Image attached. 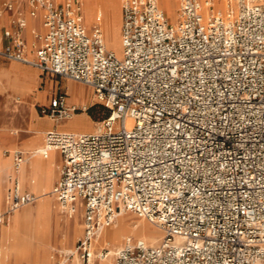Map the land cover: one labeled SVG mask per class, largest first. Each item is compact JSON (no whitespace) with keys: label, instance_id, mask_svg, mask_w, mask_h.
I'll return each mask as SVG.
<instances>
[{"label":"built area","instance_id":"1","mask_svg":"<svg viewBox=\"0 0 264 264\" xmlns=\"http://www.w3.org/2000/svg\"><path fill=\"white\" fill-rule=\"evenodd\" d=\"M121 1L118 58L99 24L87 28L81 0H0L9 19L0 57L81 84L109 110L98 131L52 130L43 151L61 155L51 194L82 235L66 261L95 264L103 229L132 213L163 233L158 245L126 237L113 264H264V0ZM27 17L34 58L27 57ZM81 109L56 91L43 114ZM131 124L127 125L126 121ZM27 155L13 153L1 228L36 197L20 189ZM1 256V247H0Z\"/></svg>","mask_w":264,"mask_h":264},{"label":"crops","instance_id":"2","mask_svg":"<svg viewBox=\"0 0 264 264\" xmlns=\"http://www.w3.org/2000/svg\"><path fill=\"white\" fill-rule=\"evenodd\" d=\"M62 1L63 0H56V2ZM81 1L83 5L84 18L92 19V25L95 23L100 25L103 32L105 45V39L111 29L112 23H115L117 21L121 23V1L112 0L111 3L109 2V0ZM90 8H92V10ZM92 25H90L89 27H91ZM8 27V17L6 15H0V45L2 43V32ZM40 28V19L27 17V24L23 31V35L27 41L26 53L28 59L34 58V52L31 48V43L33 41L31 32L34 29L40 30ZM32 68L34 67L19 62L6 61L0 57V213L4 209L6 190L9 186L6 180V176L11 172L13 153L15 151H21L22 153L27 155V158L19 175L20 189L22 192L33 194L37 198L35 204L39 199L44 197L41 205H43L46 218L44 231L47 240V238L51 234L53 219V204L51 201V198L53 196L51 194V191L54 184L59 178L62 160L61 155L58 151H51L50 154H47V157H43L39 152L44 146V143H41L40 141L42 139L44 141L45 133L52 130H58L55 127V122L47 116L35 118L34 112L32 110L27 111L25 107H20V104H22V102H20V95L24 97H30L29 92H31L37 86L36 72ZM13 99H16V101ZM74 99L73 101L79 100L76 97ZM80 117L82 116L74 114L68 120H73ZM86 122H88L87 119ZM94 129L95 128L91 125L89 127H85L83 125L79 126L75 124L72 125L70 129L58 131L91 133L96 131ZM31 132H33L34 135L24 138L20 144V134H28ZM58 160L60 161V163L58 162ZM57 176L58 178H56ZM47 184H51L48 189L47 187H44ZM29 206L32 205H28L27 207ZM37 206L39 207V205ZM35 207L36 206H34V208ZM25 208H23L22 210H24ZM22 210H18L13 213L1 228L0 264H35V260L31 255L20 257V211ZM77 217L80 219L79 216ZM117 220L118 218L114 221L113 224L106 227L104 230L113 227L117 223ZM58 227L59 223L56 222V228ZM80 227L82 228L81 225H79V229ZM77 232L78 227L75 226L74 233L76 234ZM35 247L44 249L48 248L49 245L36 246L35 244L33 245V243L30 242L28 243V245L23 246V248L28 249V251H33ZM117 247L118 246H116L115 249ZM38 264H50V260L47 257L38 261ZM60 264L68 263L66 260H63ZM70 264H76L74 259L72 260V262H70ZM95 264H113V257L112 255H110L104 260L96 261Z\"/></svg>","mask_w":264,"mask_h":264},{"label":"rangeland","instance_id":"3","mask_svg":"<svg viewBox=\"0 0 264 264\" xmlns=\"http://www.w3.org/2000/svg\"><path fill=\"white\" fill-rule=\"evenodd\" d=\"M199 1L201 2L204 0H199ZM109 2L111 3L112 0H109ZM166 3H167L166 0H160L161 7H163V5H166ZM176 10L171 8L169 10V15L168 13H166L168 15L169 21L172 23H174L177 18ZM84 23L87 28L90 25H92V21L90 18L89 19L84 18ZM120 26H121V23H118V21L115 23L113 22L111 29L105 39L106 49L114 52L118 58H121L123 54V48L121 44V35H120ZM32 69L36 72L37 86L31 92H29L30 97H24L20 95V102H22V104H20V107H25L27 111L32 110L34 112L35 118L46 116L45 114H43L42 109L48 106L50 96H52L56 91L66 92L70 102L81 109V111L76 113V115L82 116L80 118H75L73 120L67 119L63 121H56L55 127L58 130L70 129L72 127L71 125L73 124L75 125V123L77 125L82 124L85 127H89L91 125L92 127L97 129L101 126V122L103 121V119H105L109 115V110L105 108V106L102 105L98 101V99L96 98L95 94L93 93L91 89L81 84L74 83V82L68 81L63 78L52 77L44 73L42 74L37 69H34V68ZM75 97L78 98L79 100L73 101ZM13 100L16 101V99H13ZM0 109H1V99H0ZM85 118L90 124L86 122ZM63 127H68V128H63ZM33 135H34L33 132L28 133V134H20V144L24 138L28 136H33ZM41 142L43 143V139L41 140ZM58 162L60 163L59 160ZM56 178H58V176ZM50 186L51 184H47L44 187H47L48 189ZM51 201L53 204V212H52L53 219H52V226H51L50 244L48 248H44V249L38 248V252L40 254V259H45L48 257L50 260V264H60L64 259H67L69 255V254H66L64 250H70V251L73 250L76 241L82 235V228L80 227L79 229V225H81V221L78 217H74L73 219H68L63 214L60 213L57 203L53 197L51 198ZM38 203H39V200L37 201L36 204L38 205ZM34 204H32V206H29V207L27 206L22 207V208H25V207L26 208L20 211V215H23L25 211L29 209L34 211L36 208V207L34 208V206H37L36 204L35 205ZM120 218L126 224L130 223L132 225V226L131 225L128 226L127 231L124 232L123 235L127 234L131 238H141L150 245H158L160 243L163 234L160 233L159 230L155 229L154 224L152 225L149 221L142 219V218H138L129 212L122 214ZM56 222L59 223L58 228H56ZM116 224H118V222ZM75 226L78 227V232L76 234L74 233ZM142 227H144V232H145L144 235L138 232V230ZM20 233H22L21 227H20ZM120 245H118V247H120ZM102 247H107V246H105L103 243H100L98 241L97 248L100 249ZM116 249L115 247H112L113 252ZM72 260L73 259L70 258L67 261V263L70 264Z\"/></svg>","mask_w":264,"mask_h":264},{"label":"bare ground","instance_id":"4","mask_svg":"<svg viewBox=\"0 0 264 264\" xmlns=\"http://www.w3.org/2000/svg\"><path fill=\"white\" fill-rule=\"evenodd\" d=\"M208 1V0H204V1H201L202 5H203V13L204 15L206 16L207 15V8L206 6L204 5L205 2ZM212 1V4L214 5V9L217 10V11H220V10H224L225 9V3L223 0H210ZM166 5H163V7H161L160 5V1L158 0V5L159 7L163 10V12L165 13L166 17H168L169 15V10L172 8L174 10H176V5H175V2L174 0H166ZM95 8V7H94ZM92 10V8H90ZM86 10V9H85ZM94 12V11H93ZM174 12V11H173ZM168 13V15L166 14ZM92 15V13H91ZM92 18V17H91ZM97 18V17H96ZM120 18V17H119ZM92 20V19H91ZM93 23V22H92ZM119 23V22H118ZM118 35V34H117ZM118 38V37H117ZM105 46V45H104ZM106 48V47H105ZM114 49V48H113ZM114 51V50H113ZM81 121V120H80ZM88 123V122H87ZM127 125H130L131 122L130 120H127L126 121ZM76 124V123H75ZM81 124V123H80ZM36 125V124H35ZM67 125V124H66ZM74 125V124H73ZM82 125V124H81ZM72 126V125H71ZM80 126V125H79ZM35 128V127H34ZM100 128V127H99ZM99 128H95L94 130L98 131ZM29 130V129H28ZM37 130V129H36ZM94 131V132H96ZM74 133V132H73ZM42 137V136H41ZM38 138V137H37ZM36 138V139H37ZM35 139V138H34ZM40 139V138H39ZM41 140V139H40ZM35 141V140H34ZM41 142V141H40ZM42 143V142H41ZM43 151V148L39 151L40 153ZM51 151H55V150H51ZM50 151V152H51ZM50 152H48L50 154ZM47 153V154H48ZM54 155V154H53ZM36 157V156H35ZM50 164V163H49ZM50 166V165H49ZM23 167V166H22ZM21 167V169H22ZM51 169V168H50ZM45 178V176H44ZM45 183V181H44ZM2 187V186H1ZM3 194V193H2ZM44 197L39 199V207L36 206L35 210L32 211V210H27L25 211V213L23 215H20V227L22 229V233H20V257H24L26 255H31L33 256L34 258V262L36 264H38V261H40V254L38 252V248L35 247L34 250L32 251H28V249H25L23 248L24 245H28V243H33V245L35 244L36 246L37 245H49L50 244V237H51V234L50 236L47 238L46 240V235H45V231H44V224H45V214H44V209H43V205H41L42 201H43ZM2 203V202H1ZM28 206V205H27ZM23 209V208H22ZM20 209V210H22ZM124 214V213H121L117 216L118 220V224H115L114 227H111L109 229H106L102 231V233L100 234V237H99V242L100 243H103L105 246H107L110 250L108 256L112 255L113 254V251H112V247H116L120 244H122V240L126 237H128L129 235L125 234L123 235L124 232L127 231L128 229V226H130L131 224H126L120 217L121 215ZM116 218V219H117ZM144 219V218H142ZM146 220V219H145ZM148 221V220H147ZM139 222V221H138ZM114 223V222H113ZM112 223V224H113ZM134 223V222H133ZM137 223V222H136ZM151 223V222H150ZM152 224V223H151ZM111 225V224H110ZM108 225V226H110ZM134 225V224H133ZM153 225V224H152ZM107 226V227H108ZM132 226V225H131ZM138 228V227H137ZM154 229V228H153ZM155 229L159 230L157 226H155ZM134 230V228H133ZM138 230V229H137ZM160 233L161 230H159ZM138 232L142 235H144V227L140 228L138 230ZM163 234V233H162ZM143 240V239H142ZM71 251L70 250H67L65 251L66 254H69ZM107 256V257H108ZM106 257V258H107ZM104 258V259H106ZM102 259V260H104ZM66 260V259H64ZM75 261V259H74ZM33 262V261H32Z\"/></svg>","mask_w":264,"mask_h":264}]
</instances>
